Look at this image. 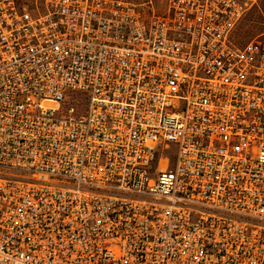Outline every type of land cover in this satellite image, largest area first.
I'll use <instances>...</instances> for the list:
<instances>
[{"label": "built area", "instance_id": "1", "mask_svg": "<svg viewBox=\"0 0 264 264\" xmlns=\"http://www.w3.org/2000/svg\"><path fill=\"white\" fill-rule=\"evenodd\" d=\"M163 1L0 0V264H264V0Z\"/></svg>", "mask_w": 264, "mask_h": 264}, {"label": "rangeland", "instance_id": "2", "mask_svg": "<svg viewBox=\"0 0 264 264\" xmlns=\"http://www.w3.org/2000/svg\"><path fill=\"white\" fill-rule=\"evenodd\" d=\"M132 1L141 3L147 0H132ZM153 1H154L156 9H159V10L163 9V6H164L163 0H153ZM262 9L264 11V5L262 6ZM258 15H259V18H258ZM258 22L260 23L264 22V18L261 12L258 13V11H255L247 19L245 26L240 29L239 35H241V37L244 38L245 40L249 39L256 32H258V30L262 28V25Z\"/></svg>", "mask_w": 264, "mask_h": 264}]
</instances>
